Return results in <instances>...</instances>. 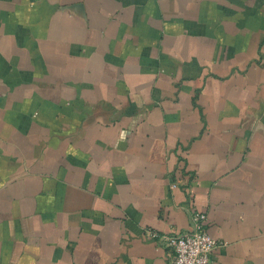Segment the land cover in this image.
<instances>
[{
    "label": "crops",
    "instance_id": "obj_1",
    "mask_svg": "<svg viewBox=\"0 0 264 264\" xmlns=\"http://www.w3.org/2000/svg\"><path fill=\"white\" fill-rule=\"evenodd\" d=\"M199 210L264 264V0H0V264H171Z\"/></svg>",
    "mask_w": 264,
    "mask_h": 264
},
{
    "label": "built area",
    "instance_id": "obj_2",
    "mask_svg": "<svg viewBox=\"0 0 264 264\" xmlns=\"http://www.w3.org/2000/svg\"><path fill=\"white\" fill-rule=\"evenodd\" d=\"M172 186H177V182L174 181ZM207 223V214L199 210L192 214V226L189 230L172 234L148 230V234L171 250V264H217L213 252L221 241L208 232Z\"/></svg>",
    "mask_w": 264,
    "mask_h": 264
}]
</instances>
